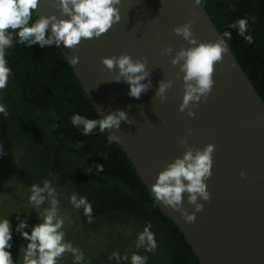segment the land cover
<instances>
[{
	"label": "water",
	"instance_id": "1",
	"mask_svg": "<svg viewBox=\"0 0 264 264\" xmlns=\"http://www.w3.org/2000/svg\"><path fill=\"white\" fill-rule=\"evenodd\" d=\"M118 7L121 20L106 34L82 41L75 52L61 44V51L66 58L79 56V62L70 65L101 117L123 109L134 118L113 131L154 200L151 185L160 171L183 156L186 148L178 141L189 129L194 132L189 145L203 149L215 144L212 176L206 181L212 198L201 200L204 210L194 223L155 202L184 234L200 264H264V99L226 40L229 52L215 66L208 100L195 109V117L180 112L183 74L177 78L179 66L161 49L171 45L174 56L181 46H191L173 32L190 19H195L198 42H214L222 33L204 5L194 0H121ZM38 13L60 14L52 0H40ZM122 53L148 58L152 87L139 99L129 96L128 83L112 81L116 72L102 64L103 57ZM168 79L174 86L162 102L155 93L159 82ZM185 207L194 211L187 194Z\"/></svg>",
	"mask_w": 264,
	"mask_h": 264
},
{
	"label": "trees",
	"instance_id": "2",
	"mask_svg": "<svg viewBox=\"0 0 264 264\" xmlns=\"http://www.w3.org/2000/svg\"><path fill=\"white\" fill-rule=\"evenodd\" d=\"M201 3L222 34L231 32L227 41L264 99V0ZM38 18L33 14L31 22ZM243 18L248 21L246 35L253 37L251 44L238 35V29L229 28ZM18 39L15 36L13 46L6 49L11 75L0 90V104L8 112L7 116L0 113V143L6 153L0 155V181L10 177L23 199L30 198L32 185L43 187L45 180L65 194L81 228L79 234L97 243L93 249L94 245L81 241L86 245H79L84 254L81 264H131L133 254L147 257V264H200L184 234L157 206L123 148L109 144L108 133L98 127L85 136L82 128L73 126L75 114L102 117L60 47L29 46ZM98 164L103 170L96 169ZM73 195L85 197L92 205L93 222H88L83 208L71 203ZM37 221L23 231L31 234ZM11 224L8 251L14 262L23 263L20 249L29 241L17 231L18 225ZM149 224L157 242L154 252L136 247L138 235ZM114 252L120 254L119 261L112 257ZM57 264H75L74 257L66 253Z\"/></svg>",
	"mask_w": 264,
	"mask_h": 264
},
{
	"label": "clouds",
	"instance_id": "3",
	"mask_svg": "<svg viewBox=\"0 0 264 264\" xmlns=\"http://www.w3.org/2000/svg\"><path fill=\"white\" fill-rule=\"evenodd\" d=\"M40 0H0V90L6 88L11 68L8 66L5 52L13 46L15 36L18 43L29 46L39 44L41 47L61 44L67 49L76 51L84 40L98 39L106 34L116 23L121 20V0H52V6L59 10V16L55 13L49 16H41L38 13ZM196 5L201 0H194ZM33 14L39 18L32 23ZM195 19H190L182 25L175 26L173 32L182 36L191 46H181L175 52L171 45L161 49L162 55L172 57L171 63L179 66L177 78L181 74L183 79V100L179 105V111L187 112L189 117H195V109L199 108L202 101H207L215 84L213 79L215 66L222 63L224 55L229 52L226 40L232 38L230 31H224L216 41L198 42L194 35L193 24ZM247 18L239 19L229 25V28L238 29V35L243 37L249 44L253 37L247 32ZM11 30V31H10ZM15 34V36H14ZM68 63L76 65L79 56L73 55L67 58ZM102 64L110 72H116L112 81H124L130 85L129 96L139 99L151 87V74L147 68L148 58H133L129 53L119 56H105ZM118 70V71H117ZM147 79V83L144 81ZM174 86L171 79L161 80L155 93L156 97L163 102L167 99V92ZM0 113L8 115L5 105L0 104ZM128 113L119 109L113 111L102 119H88L85 116L75 114L71 118L74 127L82 128L83 135L92 134L97 127L101 133H108L109 144L119 143L121 137L117 134L121 122L133 123ZM113 129L117 131H113ZM189 129L187 134L178 143L186 148L182 157H177L170 162L165 169L159 172L155 183L151 185V193L156 202L174 212H179L186 223H194L196 214L204 210L203 201H210L212 196L206 183L212 176L213 153L215 144L208 143L203 149L189 145L188 137L193 135ZM3 144L0 143V155H5ZM96 169L103 170V165H97ZM91 171V168H89ZM240 175L247 174L241 170ZM253 182L255 178H252ZM47 193V196L44 195ZM185 194L187 203L194 207L189 211L185 207ZM55 190L51 182L45 180L43 187L32 185L30 203L40 209L45 200L50 199V208L44 209L39 214L42 222L32 228L31 234L23 231L28 227L27 221L22 220L17 226L23 238L29 243L26 247L21 246L23 264H57L65 253H71L75 264H81L84 254L70 242H65L63 219L59 218V201L55 198ZM71 203L77 209L83 208L88 222H93V208L85 197L79 199L73 195ZM151 225L146 226L138 235L136 247H146L149 252H154L157 247L155 234L150 230ZM12 231L9 219L0 220V264H14L12 254L8 249L12 247ZM117 261L121 259L119 253H112ZM110 257V259L112 258ZM124 260L128 257L124 256ZM131 264H147V257L133 254Z\"/></svg>",
	"mask_w": 264,
	"mask_h": 264
},
{
	"label": "rangeland",
	"instance_id": "4",
	"mask_svg": "<svg viewBox=\"0 0 264 264\" xmlns=\"http://www.w3.org/2000/svg\"><path fill=\"white\" fill-rule=\"evenodd\" d=\"M55 194V198L59 201V218L63 219L64 221V227L61 229V231L65 233V242H70L73 247L78 248L79 250H82L79 248V245L86 246L82 242L89 246L90 244L95 246L96 241L92 239L89 240L84 234H79L81 228L79 225L75 224L76 218L72 212V205L66 201L65 194L59 190H55ZM18 195L19 192L17 185L10 177L0 181V220L7 218L10 220V223H15V225H18L22 220H26L28 225H32L36 220L38 221L35 223V225L41 223L42 221L40 220H42V217L39 213L43 212L44 209L51 207V198L49 197L46 199L41 208L37 209L31 205L30 198L27 197V199H23L21 197L19 198ZM44 195L47 196V193H44ZM14 217L15 221H13ZM35 225H33V227ZM13 226L14 225L11 224V229ZM76 232L78 235L75 234ZM96 247L97 246L93 247V249ZM14 264L18 263L14 262Z\"/></svg>",
	"mask_w": 264,
	"mask_h": 264
}]
</instances>
